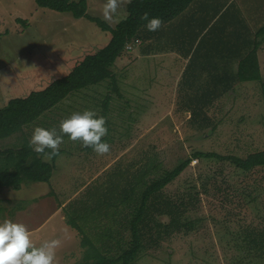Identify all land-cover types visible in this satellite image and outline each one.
I'll return each instance as SVG.
<instances>
[{"label":"rangeland","instance_id":"1","mask_svg":"<svg viewBox=\"0 0 264 264\" xmlns=\"http://www.w3.org/2000/svg\"><path fill=\"white\" fill-rule=\"evenodd\" d=\"M87 1L91 17L115 27L132 0H119L112 20L103 16L106 0ZM187 9L174 20L209 15L194 36H181L183 28L174 27L179 23L168 22L155 38L128 44L132 49L112 69L121 95L107 81L75 92L25 132L0 141V152L16 150L35 127L59 131L62 120L84 110L104 116L103 102L111 95L102 138L108 153L98 155L65 136L49 183L26 181L19 191L0 190V222L26 225L37 247L59 239L56 264L85 261L84 234L68 225L70 218L94 245L111 241L114 231L129 239L128 223L144 188L189 160L164 192L177 200L197 198L183 217L195 228L164 238L136 264H232L241 254L234 250L241 227L264 226V170L251 177L228 161L194 158L201 152L245 159L264 151V0H194ZM0 34V109L68 75L111 40L90 20L40 8L35 0H0ZM209 43L218 52L204 56ZM257 47L261 80L238 83L208 107L195 103L194 94L209 89L215 72L223 76ZM217 186L229 190L235 204L225 203L223 193L214 196ZM123 193L129 201H122ZM253 264H264V258Z\"/></svg>","mask_w":264,"mask_h":264},{"label":"trees","instance_id":"2","mask_svg":"<svg viewBox=\"0 0 264 264\" xmlns=\"http://www.w3.org/2000/svg\"><path fill=\"white\" fill-rule=\"evenodd\" d=\"M35 2L43 9L69 13L76 19L90 20L103 32L110 33L111 40L105 48L95 54L85 56L68 75L53 81L46 88L32 91L26 97L10 99L0 109V141L25 132L27 127L38 122L46 113L75 92L107 81L115 93L121 95L112 71L116 61L124 55L130 42L149 40L152 36H157L156 32L147 30V21L141 18L143 14L147 12L150 18L159 17L162 26L182 14L194 0H132L127 7V16L115 27H111L100 18L91 17L88 14L87 0H35ZM18 21L24 23L23 20ZM257 52L258 47L240 60L237 70L225 69L221 79L216 80V86L208 87L206 97H194L195 103L200 108L211 105L212 102L204 103L202 98H209L211 92L218 93L220 83L222 84L221 95H223L226 90H230L240 82L261 80ZM110 101L111 95H107L103 102L104 117L109 113ZM29 141L25 138L21 148L0 152V190L12 188L19 191L26 181L49 183L52 178L56 168V159L63 152L59 151L57 156L47 162L43 154H38L33 150L34 146H30ZM194 158H217L221 161H228L235 168L253 175L251 177L264 170V151L249 155L245 159L201 152L194 154ZM190 163V160L184 162L144 188L140 195V202L132 212V218L128 223L126 233L129 232V239L122 231H114L115 235L112 233L110 236L111 241H104L101 246L94 245L87 238L76 218H70L67 221L68 225L84 234L82 246L87 248L85 261L78 264H136L146 249L157 246L164 238L175 233L192 231L195 225L191 222L185 223L183 217L189 203L195 204L198 201L197 198L190 196L188 200H177L164 192L189 167ZM215 190L214 196L217 197L218 194L221 196L223 193L226 195H223L225 203L235 204L236 197L230 196L229 190L222 189L221 186H217ZM126 194L123 193V202L129 201L127 197L129 195ZM240 204L238 202L239 206ZM164 217L169 218L168 223L159 220ZM240 230L234 250L241 254L234 259L232 264H253L254 260L264 258V226L249 223L243 225Z\"/></svg>","mask_w":264,"mask_h":264},{"label":"clouds","instance_id":"3","mask_svg":"<svg viewBox=\"0 0 264 264\" xmlns=\"http://www.w3.org/2000/svg\"><path fill=\"white\" fill-rule=\"evenodd\" d=\"M118 7L119 0H106L104 19L112 20ZM141 18L147 21L148 31L155 32L161 27L159 17L150 18L145 12ZM107 134L105 117L94 110H84L62 120L59 131L56 128L35 127L29 143L34 146L36 153L43 154L48 160L59 154L65 136L72 141H80L82 146L91 147L98 155H103L110 150V145L102 139ZM59 245V239H52L37 247L26 225L11 220L0 222V264H56V249Z\"/></svg>","mask_w":264,"mask_h":264},{"label":"crops","instance_id":"4","mask_svg":"<svg viewBox=\"0 0 264 264\" xmlns=\"http://www.w3.org/2000/svg\"><path fill=\"white\" fill-rule=\"evenodd\" d=\"M208 18H209V15L204 20L196 18L194 20L188 21L187 18L182 15V16L178 17L177 20H174V21H171V22L179 23L178 25H174V27L183 28L182 29V33H181V36L189 35V36L192 37L197 32H199L200 30L203 29V27L206 25V21H207ZM155 37H156V35H154L152 38H155ZM151 52L154 53L155 51H151ZM209 52L210 53L212 52V54L218 52L217 49L214 47L213 43L212 44L211 43L207 44V50L204 51V56H206V54L209 53ZM227 52L230 53V50L228 49ZM156 55H158V53ZM238 63H236L235 65L238 66ZM235 65H234V68L233 69H235ZM214 70H217V69L214 68ZM198 77H199V75H197V74L195 76H193V82L191 84L197 82L198 81ZM218 79H221V76L218 75L215 72V74L212 75L211 78H210V81H212V82L211 83H208L206 86L207 87H210V88L213 86V88H214V86H216V84H215L216 83V80H218ZM218 86H219V91H218L219 97H222L223 96V95H221V93H222V91H221L222 84L220 83ZM218 93L217 92H214V93L211 92L210 93L211 99L206 98L205 100L207 102H213V103H215L219 99ZM206 95H207V91H205V92H197L196 94H194L193 99H194L195 96L206 97Z\"/></svg>","mask_w":264,"mask_h":264},{"label":"built area","instance_id":"5","mask_svg":"<svg viewBox=\"0 0 264 264\" xmlns=\"http://www.w3.org/2000/svg\"><path fill=\"white\" fill-rule=\"evenodd\" d=\"M127 49L130 50V49H132V47L131 46H127Z\"/></svg>","mask_w":264,"mask_h":264}]
</instances>
